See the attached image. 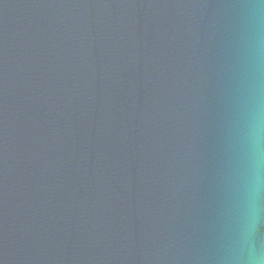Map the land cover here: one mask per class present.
Segmentation results:
<instances>
[{
  "label": "water",
  "instance_id": "water-1",
  "mask_svg": "<svg viewBox=\"0 0 264 264\" xmlns=\"http://www.w3.org/2000/svg\"><path fill=\"white\" fill-rule=\"evenodd\" d=\"M257 121L264 0H0V264H242Z\"/></svg>",
  "mask_w": 264,
  "mask_h": 264
},
{
  "label": "clouds",
  "instance_id": "clouds-1",
  "mask_svg": "<svg viewBox=\"0 0 264 264\" xmlns=\"http://www.w3.org/2000/svg\"><path fill=\"white\" fill-rule=\"evenodd\" d=\"M251 183L258 188L261 182V170L264 169V126L259 121L253 124L248 134ZM242 264H264V248L254 246L243 250Z\"/></svg>",
  "mask_w": 264,
  "mask_h": 264
}]
</instances>
